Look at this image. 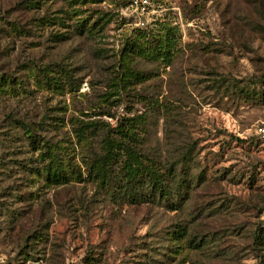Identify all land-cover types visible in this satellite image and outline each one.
Segmentation results:
<instances>
[{
	"label": "rangeland",
	"instance_id": "374dc122",
	"mask_svg": "<svg viewBox=\"0 0 264 264\" xmlns=\"http://www.w3.org/2000/svg\"><path fill=\"white\" fill-rule=\"evenodd\" d=\"M96 1L0 0V264H264V0ZM140 32L162 57L129 52ZM127 118L167 200L87 174ZM43 135L82 182L34 173Z\"/></svg>",
	"mask_w": 264,
	"mask_h": 264
},
{
	"label": "trees",
	"instance_id": "16d2710c",
	"mask_svg": "<svg viewBox=\"0 0 264 264\" xmlns=\"http://www.w3.org/2000/svg\"><path fill=\"white\" fill-rule=\"evenodd\" d=\"M80 26L81 29H85L84 22H82ZM139 34L140 37L136 38L135 40L133 38L129 42L130 45L129 47L127 46V48L130 49L129 52L136 53V51H138L139 55L143 56L144 58H151L154 60H157L164 55V45L161 44V38L159 36L156 37L157 34L151 35L149 33L148 36L154 39H152L151 41L149 40V42H147L148 36L142 34L141 32ZM129 43L128 41L125 43V48ZM123 65L124 62L122 66ZM40 71L43 72L41 74V78H39L36 73L33 75L35 84L37 83L40 86L41 84H44L47 89H57L62 85V80H60L59 77L52 76L49 73L51 70L48 71L44 68ZM139 75H141V78L145 77L142 72H138L137 74H135L134 78L138 77ZM0 77L4 83L10 84L9 82H12L11 78L4 77L3 75H0ZM124 77H126V75L123 69L121 80ZM125 80L129 79L125 78ZM140 80L143 79H139L138 81ZM14 83L16 82L14 81ZM70 83V81H67V84ZM41 118H46V116H42ZM124 119L125 118H123L122 120ZM122 120L120 123L116 124L115 127L109 129L105 134V145L103 146L104 152L98 159L91 160L88 165L87 174L93 173L94 176L97 177L102 183H109L110 180H116L115 182H117L118 187L123 188V193L125 195L124 197H126L127 200H129L131 203L153 200L157 196H159L161 199H165L167 197V194L170 193L169 190H171V187L167 181L169 179L167 178V176L160 173V171L156 170L153 165L145 164L140 167L138 165H135L140 153L136 151L135 145L132 143L133 140H136V138L134 137V130L131 129V127H133L134 125H131V121L129 118H127V122H122ZM28 131L31 132V130ZM28 137L32 139L31 143L35 145L34 143L37 142L36 137L31 133H28ZM39 139V141L44 142L43 148L45 149V151L41 153H45L47 155L46 158H48L49 160L48 163L42 167H34V173L39 174L40 172H45L46 179H49L56 184H67L74 181L82 182V174L78 170V167L75 165L77 168L76 169L71 162H63L62 160H60V157L58 155L60 152L50 149L49 145L46 143L47 140L45 139V135H43V137H39ZM122 155L125 156L122 159L124 164L121 167L124 170V174L121 176V178L116 179L111 176V165L118 162V158L121 159V157H123ZM57 157H59V159H57ZM44 160L45 159L43 158L42 161ZM168 172L169 173L167 174L169 175L174 172L172 166L168 168Z\"/></svg>",
	"mask_w": 264,
	"mask_h": 264
},
{
	"label": "built area",
	"instance_id": "2783aa9c",
	"mask_svg": "<svg viewBox=\"0 0 264 264\" xmlns=\"http://www.w3.org/2000/svg\"><path fill=\"white\" fill-rule=\"evenodd\" d=\"M151 5V0H129L128 8H131L139 15L147 12V8ZM140 24V22H139ZM260 136L264 139V126L258 127Z\"/></svg>",
	"mask_w": 264,
	"mask_h": 264
}]
</instances>
